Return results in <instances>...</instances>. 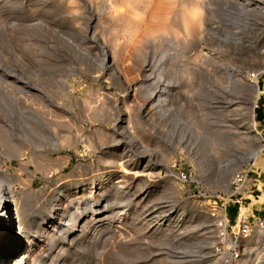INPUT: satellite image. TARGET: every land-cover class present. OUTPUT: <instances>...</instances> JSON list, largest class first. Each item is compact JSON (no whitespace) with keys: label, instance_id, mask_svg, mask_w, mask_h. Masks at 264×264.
Here are the masks:
<instances>
[{"label":"rangeland","instance_id":"obj_1","mask_svg":"<svg viewBox=\"0 0 264 264\" xmlns=\"http://www.w3.org/2000/svg\"><path fill=\"white\" fill-rule=\"evenodd\" d=\"M263 55L264 0H0V174L31 233L59 197L30 264H225L203 190L249 166L228 223L264 216Z\"/></svg>","mask_w":264,"mask_h":264},{"label":"built area","instance_id":"obj_2","mask_svg":"<svg viewBox=\"0 0 264 264\" xmlns=\"http://www.w3.org/2000/svg\"><path fill=\"white\" fill-rule=\"evenodd\" d=\"M262 58V62L259 66L256 67L255 70L248 72V77L258 79V77H261V75L264 74V55ZM249 170L250 167L247 166L232 171L229 183L231 189L224 194L225 196H219V194L203 190L206 193V200L209 201V203H206V205L203 206L205 208L203 211L211 219L214 227V234L210 241V246L213 252L221 250L226 252L224 254V259L225 261H228L227 264H233L240 258L244 248L243 241L245 239L251 237L255 230L264 229V216H257L250 220L249 217L239 214L236 216L235 230H233L228 223V209H226L227 200L239 204L241 196L238 195L237 197L236 194L247 184ZM179 181L181 182V186H186L187 189L189 188V184L193 188H199L198 181L186 176L185 173L180 174Z\"/></svg>","mask_w":264,"mask_h":264},{"label":"bare ground","instance_id":"obj_3","mask_svg":"<svg viewBox=\"0 0 264 264\" xmlns=\"http://www.w3.org/2000/svg\"><path fill=\"white\" fill-rule=\"evenodd\" d=\"M233 6L231 7L232 10L231 9L229 10V8H226L227 11L233 12L235 10L237 12V10L239 11L241 8V6H236V5L234 7ZM194 17L195 16L193 15V18ZM195 23L192 22L193 26ZM252 82H254V81H252ZM257 92H256V94H257ZM252 118H254L253 115H252ZM250 131L253 133V135L256 138L260 137V132L257 129V121L255 120V118L252 119V121H251ZM263 150H264V145L263 144L261 145V141H260L259 144L257 145V147L250 153V156L252 155L254 158V161H255L258 154L261 153ZM118 171L126 172V170H124V169H121ZM134 173L139 174L137 171ZM250 178H251V176L247 180L248 184H250ZM8 182H9V180H8L7 176L4 174H0V264H30L29 259H31L30 258L31 256L29 257V254H30L32 248L37 244L38 241L41 240V237L48 235L47 222L52 221V218L54 217V213H56V209L58 207L57 204H58L59 197L57 196L58 198L56 199V203H54V205L49 209L47 217H45L41 221V225L39 226V228H43V229L38 228L36 230H33V232L31 233V230L26 231L24 229L25 225L23 223V220L20 217L21 213L19 212V207H18V205H16V203H14L11 194H9L10 189L8 187V184H9ZM36 221H37V219H36ZM45 221H46V223H45ZM34 228H32V229H34ZM71 229H73V227H71L70 230ZM254 235H255L254 238H256V239L262 237L263 236L262 230L261 229L255 230ZM24 236H27V239H28L27 241L24 238ZM23 248H24V251L20 255H18L19 249H23ZM224 261H225V259H224ZM227 262L228 261H225V264H227Z\"/></svg>","mask_w":264,"mask_h":264}]
</instances>
